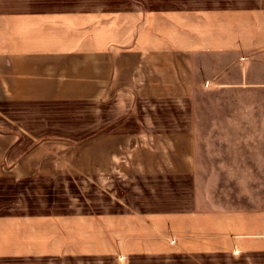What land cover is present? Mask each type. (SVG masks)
<instances>
[{
    "label": "crops",
    "instance_id": "1",
    "mask_svg": "<svg viewBox=\"0 0 264 264\" xmlns=\"http://www.w3.org/2000/svg\"><path fill=\"white\" fill-rule=\"evenodd\" d=\"M263 55L264 0H0V109L17 103L99 100H112L122 109L138 98L186 103L201 88L208 59L232 57L219 69L233 78L241 75L243 65L264 61ZM20 122L0 119V178L83 172L120 181L133 173L143 181L138 189L171 182L174 196L161 201L121 197L101 209L46 216L70 213L77 221L86 220L89 231L101 223L100 235L107 239L101 246L64 245L58 250L50 245L33 250L26 242L30 212H0V264H33L55 254L115 264L172 255L201 264H264V200L227 201L208 191L177 203L172 182L177 176L192 179L195 186L202 181L196 149H149L144 141L153 142V135L108 130L84 141L87 150L69 149L60 164L42 165L49 162L47 153L58 151L53 144L60 149L63 144L43 140L22 149L20 127H14ZM192 125L191 116L180 132L166 133L165 139L196 142ZM130 141L137 143L133 150L127 149ZM80 156L87 163L81 165ZM164 205L168 208L154 207Z\"/></svg>",
    "mask_w": 264,
    "mask_h": 264
},
{
    "label": "rangeland",
    "instance_id": "2",
    "mask_svg": "<svg viewBox=\"0 0 264 264\" xmlns=\"http://www.w3.org/2000/svg\"><path fill=\"white\" fill-rule=\"evenodd\" d=\"M224 58L225 61L218 62L214 58L208 59L209 68L201 76V88L198 89L194 99L186 103L184 100L175 99L138 98L133 99L122 109L116 107L112 100L17 103L9 108L8 106L1 108L0 119L15 118L22 121L14 124L15 128L20 127L22 149L33 147L43 140L60 141L63 144L61 149L59 143L53 145H57L58 151L62 150L63 153L53 148L46 154L45 159L49 162H41L42 165L52 166L65 160V154L69 149L87 150V143L83 142L99 132L115 130L129 135H135L139 131L145 132L155 137L153 142L144 141L145 148L150 149L153 146L172 150L196 149L198 166L201 169L198 178L202 181H199V186H195L192 179L188 181L183 180L182 176H177V180L172 181L176 189L177 203L184 198L199 196L208 191L210 196L227 201L255 197L256 201L262 203L264 200V61H255L256 64L252 67L249 65L248 68L243 65V69L241 68L239 72L241 75L229 78L219 67L223 63H230L232 57ZM245 73L253 78L255 84L249 82L250 78L245 77ZM191 116L193 123L191 128L196 130L198 140L190 143L178 140L167 141L165 134L180 132V129L184 128L182 127L184 122L191 119ZM95 144L100 145V143ZM136 144V141H130L126 144L127 149L133 150ZM50 147L52 144L48 145V148ZM79 162L81 165L87 163V158L80 156ZM95 176L83 172L76 175L33 174L22 179L4 176L0 178V212H30L32 218L25 222L26 242L29 241L33 250H39L46 245L58 250L64 245L101 246L107 239L100 235L103 233L101 227H98L101 223H97L96 228L89 231L86 220L77 221L70 213L63 218L46 216L71 212L77 208L87 212L101 209L110 199L117 200L121 197L130 199L160 197L161 201L166 200L168 194L169 198L174 196L173 191L171 192V182L156 181L149 183V186L143 190L137 188L143 183L140 175L124 174L123 180L120 181L112 180L109 176L105 177L104 174ZM152 185H155V188L150 187ZM168 189L170 191L167 193ZM259 206L255 204L256 208ZM154 207L168 208L167 205ZM2 231L0 230V233ZM13 240L19 242L17 238ZM2 242L4 240L0 234V244H3ZM110 243L115 244L114 240ZM49 256L48 260L32 263H116L108 259L93 261L92 257L77 262L72 257L73 254ZM62 256L70 258L60 259ZM129 264L201 263L187 261L183 255H172L150 256L131 261Z\"/></svg>",
    "mask_w": 264,
    "mask_h": 264
}]
</instances>
